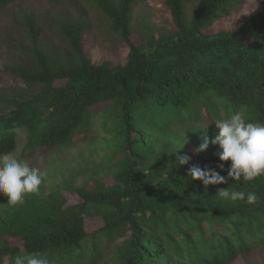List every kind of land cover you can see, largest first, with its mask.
I'll return each mask as SVG.
<instances>
[{
	"label": "trees",
	"instance_id": "1",
	"mask_svg": "<svg viewBox=\"0 0 264 264\" xmlns=\"http://www.w3.org/2000/svg\"><path fill=\"white\" fill-rule=\"evenodd\" d=\"M95 1L128 46L127 60L94 61L84 46V21H63L66 60L36 47L28 69L0 68V80L40 87L0 116V153L17 147L16 128L27 131L24 151L68 147L87 113L115 103L119 132L108 143L122 146L118 168L79 187L57 184L44 198L27 194L22 204L1 206L0 264L34 251L46 252L54 264H94L99 239L116 235L124 238L118 264H228L264 246V176L205 187L188 169L210 166L227 177L231 161L219 160L222 149L195 152L218 130L209 125L205 132L197 124L187 137L172 131L175 123L218 119L222 111L242 110L249 121L264 123V0L242 24L216 33L206 29L238 0H201L190 21L186 0H165L175 31L145 38L132 25L139 0ZM168 136L174 139L163 143ZM186 141L192 147L179 152L192 159L177 166L175 142ZM229 187L258 199L220 198L218 190Z\"/></svg>",
	"mask_w": 264,
	"mask_h": 264
},
{
	"label": "rangeland",
	"instance_id": "2",
	"mask_svg": "<svg viewBox=\"0 0 264 264\" xmlns=\"http://www.w3.org/2000/svg\"><path fill=\"white\" fill-rule=\"evenodd\" d=\"M261 2L262 0H238L232 3L206 32L216 33L239 26L247 20L251 11L262 6ZM185 4L186 18L190 21L193 13L201 7L202 1L186 0ZM67 20L84 21V46L94 61H110L115 65L127 60L128 46L110 28L109 21L95 0H11L0 6V68L18 66L28 69L33 66V50L36 47H43L51 56L66 60L70 47L62 34L61 23ZM31 25L37 32V43L31 35ZM132 25L144 38L148 36V32L158 36L175 31L165 0H139L133 9ZM39 91V86H25L21 80H0V116L7 114L16 101L27 100ZM222 113L226 116L225 112ZM85 117V122L76 130L75 142L68 147L24 151L27 131L16 128L18 144L11 153L28 160L32 167L40 169L44 174L40 190L35 193L38 197H46L57 184L63 186L70 183L79 187L91 177L103 179L117 170L123 149L121 145L117 147L108 143L119 132V113L115 103L104 109H97L92 114L87 113ZM202 120L203 117L188 118L182 123H175L172 131L180 137H187L188 131L201 124ZM208 121L211 127L216 128L214 119ZM173 139L165 137L163 143L169 144ZM175 143L179 147L184 144ZM214 145L219 147L218 144L209 143L208 148L211 149ZM189 147H192V142L186 141L183 148ZM5 204H8V198L0 194V207ZM123 239L122 235L100 238V257L94 264H118L117 248L122 245ZM228 264H264V246L242 253Z\"/></svg>",
	"mask_w": 264,
	"mask_h": 264
},
{
	"label": "clouds",
	"instance_id": "3",
	"mask_svg": "<svg viewBox=\"0 0 264 264\" xmlns=\"http://www.w3.org/2000/svg\"><path fill=\"white\" fill-rule=\"evenodd\" d=\"M222 118L214 119L218 130L214 139L204 137L203 142L195 149L196 153L203 152L209 147V143L218 144L222 149L217 153L219 160L231 161L227 177L221 175L216 168L210 166L201 167L192 164L188 169V176L192 180H200L204 186L227 183L228 178L247 183L257 177L264 176V123L252 122L247 119L242 110L229 113ZM209 128V121L202 120L199 129L205 132ZM185 144V143H184ZM176 149L175 161L177 166L189 164L191 156L181 154ZM221 170L225 165H217ZM44 179L40 169L32 167L26 159H20L11 152L0 153V194L7 196L8 204L15 206L24 202L27 194L37 193ZM224 200L232 202L245 200L248 204H255L258 197L255 192L245 193L235 190L233 187L221 188L217 192ZM14 264H54L46 252H21L14 257Z\"/></svg>",
	"mask_w": 264,
	"mask_h": 264
}]
</instances>
